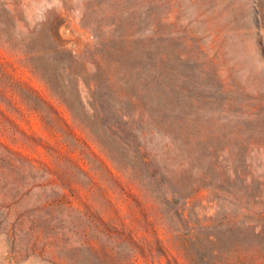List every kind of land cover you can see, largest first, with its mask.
<instances>
[{
	"label": "rangeland",
	"instance_id": "obj_1",
	"mask_svg": "<svg viewBox=\"0 0 264 264\" xmlns=\"http://www.w3.org/2000/svg\"><path fill=\"white\" fill-rule=\"evenodd\" d=\"M0 35V264L264 253V0H0Z\"/></svg>",
	"mask_w": 264,
	"mask_h": 264
},
{
	"label": "trees",
	"instance_id": "obj_2",
	"mask_svg": "<svg viewBox=\"0 0 264 264\" xmlns=\"http://www.w3.org/2000/svg\"><path fill=\"white\" fill-rule=\"evenodd\" d=\"M11 10V9H10ZM9 10V11H10ZM15 10V9H14ZM51 24V39L55 43V47L59 50H62V43L60 42V35L58 33L59 25H55L54 23ZM1 36V35H0ZM9 40L11 37H8ZM27 38H30L29 35L22 36L16 45L21 43L22 46H24L23 51L28 54V58L31 57V54L33 53V49L28 48V42ZM30 55V57H29ZM68 68V65L65 66V69ZM34 71L37 72V70L34 67ZM3 76L4 72L2 71V65L0 64V86L3 82ZM47 82V79H46ZM4 86H8L10 90L17 91L20 90L21 92L25 93L27 92V88H20L15 83H7ZM49 88L52 90L53 93L57 94L63 102H65L68 107L71 106V103H69V99L63 95V93H60L53 87V85L48 83ZM28 89L36 93V99L40 102L39 105H33V107L37 110H43L45 108V105H48L52 107V104L43 97H41L38 94V91L34 88L28 87ZM2 92L0 88V93ZM97 107V103H94ZM53 108V107H52ZM10 164L14 165L15 162H11L12 160H16L18 163L15 164L16 166H29L32 167L33 165L24 159L23 157H10ZM14 165V166H15ZM232 223H235L232 219H230ZM255 228V227H254ZM259 230V229H258ZM233 230L231 228L228 229V234L231 235V232ZM189 233H192V238H194L197 241H200V236L203 235V233H199L198 231H191ZM204 237V235H203ZM205 241L209 242V247H203L201 246L200 241V247H198L200 251V255L197 258L195 253L189 249V246L184 245V254L187 258L189 264H264V253L262 252L261 248L259 246H246L241 242L239 239L232 238L230 239L231 242L227 243L225 245H222L219 240V235L215 232H208L205 233V238H203ZM183 241L187 242L188 239H183Z\"/></svg>",
	"mask_w": 264,
	"mask_h": 264
}]
</instances>
